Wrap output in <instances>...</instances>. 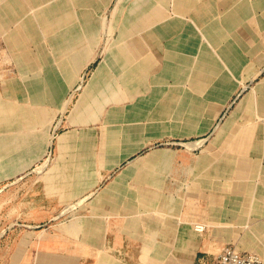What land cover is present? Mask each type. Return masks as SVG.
<instances>
[{
    "label": "crops",
    "instance_id": "obj_1",
    "mask_svg": "<svg viewBox=\"0 0 264 264\" xmlns=\"http://www.w3.org/2000/svg\"><path fill=\"white\" fill-rule=\"evenodd\" d=\"M111 1L0 0L3 43L41 72L25 80L27 96L50 116L93 61L51 140L59 199L83 201L75 213L90 236L79 245L140 246L141 216L154 208L171 225L142 245L176 248L164 261L231 244L264 264V0H118L93 60ZM210 133L214 143L183 147ZM194 223L205 230L196 238Z\"/></svg>",
    "mask_w": 264,
    "mask_h": 264
},
{
    "label": "rangeland",
    "instance_id": "obj_2",
    "mask_svg": "<svg viewBox=\"0 0 264 264\" xmlns=\"http://www.w3.org/2000/svg\"><path fill=\"white\" fill-rule=\"evenodd\" d=\"M117 1L112 0L99 14L98 41L93 60L100 59L102 51L110 43L115 30L112 8ZM92 62L84 65L78 80L70 86L65 99L58 104V111L50 116L48 104L30 102L27 96L25 80L31 81L41 72L24 69L25 66L20 65L17 56L6 47L0 35V264H97L93 256L95 249L108 256V264H214L223 246H195L193 260L189 262L164 261L177 254L174 247L143 246L144 242H153L154 234L159 233L155 229H159L160 225L167 229L171 225L170 214H156L154 208L141 216L145 221L139 226L142 229L140 234L146 238L145 241L140 240V246L133 244L127 247L96 248L79 245L81 240L83 242L84 238L90 236V233L83 236L79 221L81 215L75 213L79 210L78 202L82 198L69 206L66 204L70 200L59 199L58 184L50 179L58 173L57 168H53L58 156L51 140L53 143L59 132L60 116L64 117L81 92ZM253 83L247 82L239 94L252 89ZM227 111H223L218 122ZM214 140V135L210 133L197 145L188 143L183 147L198 150L203 144L214 143ZM168 142L176 145L173 140ZM199 225L202 229L196 227ZM192 227L196 233L195 238L205 231L201 223H194ZM136 232L133 234L137 235ZM134 239H131V244L137 242ZM177 250L179 258H185L182 257L181 248ZM245 251L255 252L253 249ZM191 256L189 248L187 258ZM259 256L263 261V257ZM102 257L100 254L98 264H105Z\"/></svg>",
    "mask_w": 264,
    "mask_h": 264
},
{
    "label": "built area",
    "instance_id": "obj_3",
    "mask_svg": "<svg viewBox=\"0 0 264 264\" xmlns=\"http://www.w3.org/2000/svg\"><path fill=\"white\" fill-rule=\"evenodd\" d=\"M196 227L202 229L201 225ZM214 264H263V261L253 251H241L234 246L225 245L217 254Z\"/></svg>",
    "mask_w": 264,
    "mask_h": 264
}]
</instances>
